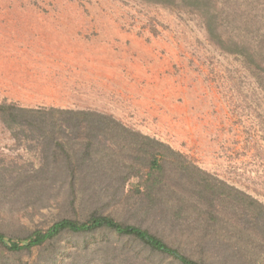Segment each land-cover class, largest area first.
<instances>
[{"label":"rangeland","instance_id":"374dc122","mask_svg":"<svg viewBox=\"0 0 264 264\" xmlns=\"http://www.w3.org/2000/svg\"><path fill=\"white\" fill-rule=\"evenodd\" d=\"M253 48L264 58V0H0V102L111 114L264 203V71L243 55ZM29 146L0 119V178L38 164ZM2 197L0 228L19 232L48 226L63 203ZM106 238L62 236L57 264H127L128 246Z\"/></svg>","mask_w":264,"mask_h":264},{"label":"trees","instance_id":"16d2710c","mask_svg":"<svg viewBox=\"0 0 264 264\" xmlns=\"http://www.w3.org/2000/svg\"><path fill=\"white\" fill-rule=\"evenodd\" d=\"M207 29L218 30L212 22ZM253 52L243 54L245 64L264 71ZM94 116L104 123L97 131ZM0 119L38 160L24 174L0 178V199L5 192L63 199L48 226L0 228V264H57L62 236L97 234L123 241L127 264H264V203L169 143L91 109L5 100ZM97 168L119 186L102 181ZM35 250L34 260H24Z\"/></svg>","mask_w":264,"mask_h":264}]
</instances>
